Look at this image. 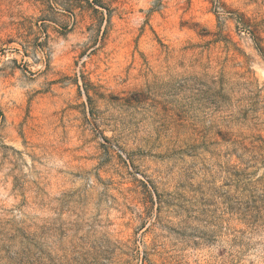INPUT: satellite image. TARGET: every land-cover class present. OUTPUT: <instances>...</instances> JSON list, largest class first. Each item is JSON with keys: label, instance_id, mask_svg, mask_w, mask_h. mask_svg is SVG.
I'll return each mask as SVG.
<instances>
[{"label": "rangeland", "instance_id": "obj_1", "mask_svg": "<svg viewBox=\"0 0 264 264\" xmlns=\"http://www.w3.org/2000/svg\"><path fill=\"white\" fill-rule=\"evenodd\" d=\"M0 264H264V0H0Z\"/></svg>", "mask_w": 264, "mask_h": 264}]
</instances>
